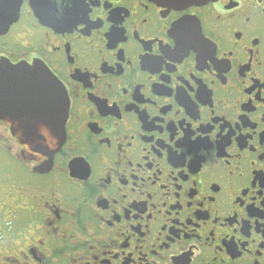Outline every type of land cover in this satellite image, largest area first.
<instances>
[{
  "label": "flooded vegetation",
  "instance_id": "af4514ba",
  "mask_svg": "<svg viewBox=\"0 0 264 264\" xmlns=\"http://www.w3.org/2000/svg\"><path fill=\"white\" fill-rule=\"evenodd\" d=\"M0 101V264H264V0H0Z\"/></svg>",
  "mask_w": 264,
  "mask_h": 264
},
{
  "label": "water",
  "instance_id": "95a60500",
  "mask_svg": "<svg viewBox=\"0 0 264 264\" xmlns=\"http://www.w3.org/2000/svg\"><path fill=\"white\" fill-rule=\"evenodd\" d=\"M158 3L165 4L168 6L174 7H187L193 5H201L209 0H154ZM19 66H16L18 68ZM11 74V72H4L2 75L6 76L7 74ZM16 73V72H15ZM16 75H21L20 73H16ZM42 78L45 77V73L40 74ZM53 89L57 87V102L53 104L54 109V120L52 123V133H48L49 135H44L40 130L39 134H36V138H32L35 134V128L38 129V124H35L33 132H25L22 133L19 129H17L14 133V136L18 139L20 144L24 145L29 152L38 153L41 156L51 158L53 154L59 150L61 145L64 142V124L67 115V103L65 100V94L62 89L61 84L54 79L52 82ZM3 101H0L2 104ZM2 107V106H1ZM2 115V114H1ZM0 120L3 118L0 116ZM41 127H46L45 123L41 124ZM28 133V134H27Z\"/></svg>",
  "mask_w": 264,
  "mask_h": 264
},
{
  "label": "rangeland",
  "instance_id": "374dc122",
  "mask_svg": "<svg viewBox=\"0 0 264 264\" xmlns=\"http://www.w3.org/2000/svg\"><path fill=\"white\" fill-rule=\"evenodd\" d=\"M2 145L0 143V149H1ZM4 178H3V165H2V160H1V156H0V185H3Z\"/></svg>",
  "mask_w": 264,
  "mask_h": 264
}]
</instances>
